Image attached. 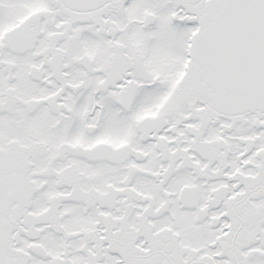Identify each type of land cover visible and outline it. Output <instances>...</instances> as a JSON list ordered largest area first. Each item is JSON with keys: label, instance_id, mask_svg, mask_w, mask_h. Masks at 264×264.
<instances>
[{"label": "snow or ice", "instance_id": "6c2138e0", "mask_svg": "<svg viewBox=\"0 0 264 264\" xmlns=\"http://www.w3.org/2000/svg\"><path fill=\"white\" fill-rule=\"evenodd\" d=\"M0 264H264V0H0Z\"/></svg>", "mask_w": 264, "mask_h": 264}]
</instances>
